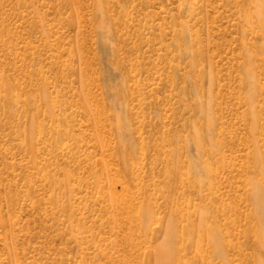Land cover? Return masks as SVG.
Returning <instances> with one entry per match:
<instances>
[{"label":"rangeland","instance_id":"1","mask_svg":"<svg viewBox=\"0 0 264 264\" xmlns=\"http://www.w3.org/2000/svg\"><path fill=\"white\" fill-rule=\"evenodd\" d=\"M0 264H264V0H0Z\"/></svg>","mask_w":264,"mask_h":264}]
</instances>
